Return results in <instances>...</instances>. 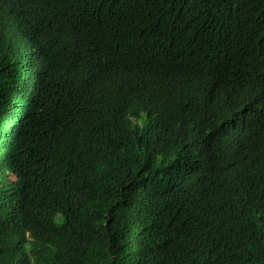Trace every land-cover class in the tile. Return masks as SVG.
Here are the masks:
<instances>
[{"label":"trees","instance_id":"obj_1","mask_svg":"<svg viewBox=\"0 0 264 264\" xmlns=\"http://www.w3.org/2000/svg\"><path fill=\"white\" fill-rule=\"evenodd\" d=\"M119 1L0 0V264H264V0Z\"/></svg>","mask_w":264,"mask_h":264},{"label":"clouds","instance_id":"obj_2","mask_svg":"<svg viewBox=\"0 0 264 264\" xmlns=\"http://www.w3.org/2000/svg\"><path fill=\"white\" fill-rule=\"evenodd\" d=\"M180 0H149L145 5L139 6L142 15L149 13V24L147 26V42L152 54L158 56L164 51L170 48L169 44L165 41L164 36L168 34L170 30L177 29V24L173 19V14H160L158 8L163 7L167 10L172 9L173 11L178 9V4ZM119 4L114 8L118 9ZM182 4L188 2L187 0H181ZM167 6H164L163 4ZM137 49H139L138 44H135ZM264 52V51H263ZM154 67L159 71L161 68L158 64L154 63ZM261 71V70H260ZM262 72V71H261ZM264 73V72H263ZM153 78V77H145Z\"/></svg>","mask_w":264,"mask_h":264},{"label":"bare ground","instance_id":"obj_3","mask_svg":"<svg viewBox=\"0 0 264 264\" xmlns=\"http://www.w3.org/2000/svg\"><path fill=\"white\" fill-rule=\"evenodd\" d=\"M160 65V64H159ZM162 67V66H161ZM157 71V70H156ZM153 73V72H152Z\"/></svg>","mask_w":264,"mask_h":264}]
</instances>
